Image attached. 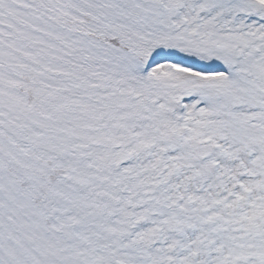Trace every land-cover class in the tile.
Wrapping results in <instances>:
<instances>
[{
  "label": "snow or ice",
  "instance_id": "obj_1",
  "mask_svg": "<svg viewBox=\"0 0 264 264\" xmlns=\"http://www.w3.org/2000/svg\"><path fill=\"white\" fill-rule=\"evenodd\" d=\"M0 264H264V0H0Z\"/></svg>",
  "mask_w": 264,
  "mask_h": 264
}]
</instances>
